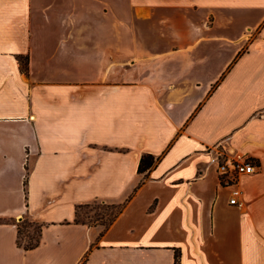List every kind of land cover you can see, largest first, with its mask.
<instances>
[{
	"label": "crops",
	"instance_id": "obj_1",
	"mask_svg": "<svg viewBox=\"0 0 264 264\" xmlns=\"http://www.w3.org/2000/svg\"><path fill=\"white\" fill-rule=\"evenodd\" d=\"M219 151L258 165L241 206ZM88 203L124 207L103 230L75 221ZM89 248L86 264H264V0H0V264Z\"/></svg>",
	"mask_w": 264,
	"mask_h": 264
},
{
	"label": "trees",
	"instance_id": "obj_2",
	"mask_svg": "<svg viewBox=\"0 0 264 264\" xmlns=\"http://www.w3.org/2000/svg\"><path fill=\"white\" fill-rule=\"evenodd\" d=\"M18 59L20 60L21 63L24 60H25V62H27L28 56H19ZM24 69H26V66ZM157 160H158V157H156L155 155H153L151 153L143 154L140 158V161H139L138 172L147 174L152 169V167L155 165ZM95 204L99 205L98 209H103V210H100L98 213L95 214L93 221L86 220L85 218H81L79 216L81 209L92 207V205H95ZM123 207H124V204H114V203L113 204L88 203V204L79 205L77 208L75 221L87 224L88 226L100 224L103 227V230H105L113 223V221L116 219V217L122 211ZM98 209L95 208L94 210L97 212ZM108 209L109 210L111 209V210L109 211ZM15 223H16L17 228H18V236H17L18 246L22 247L25 250L32 249V248L36 247L40 242L42 225L37 223L36 221L32 220V218L28 215H26L20 221H15ZM31 223H33L35 225V229H34L32 234H27V237H28L27 242L22 243L20 240L22 230L25 232V230H27L29 224H31ZM90 250H91V248H89L87 250V252L84 254L80 264H86ZM178 256H179V254L176 252V264H179Z\"/></svg>",
	"mask_w": 264,
	"mask_h": 264
},
{
	"label": "built area",
	"instance_id": "obj_3",
	"mask_svg": "<svg viewBox=\"0 0 264 264\" xmlns=\"http://www.w3.org/2000/svg\"><path fill=\"white\" fill-rule=\"evenodd\" d=\"M218 172L221 182L230 187L229 202L234 205H243L240 178L245 174L254 173L258 165L254 157L247 154H227L218 152Z\"/></svg>",
	"mask_w": 264,
	"mask_h": 264
},
{
	"label": "rangeland",
	"instance_id": "obj_4",
	"mask_svg": "<svg viewBox=\"0 0 264 264\" xmlns=\"http://www.w3.org/2000/svg\"><path fill=\"white\" fill-rule=\"evenodd\" d=\"M23 63H26L25 60L22 61V64ZM101 204V203H99ZM93 208V209H92ZM95 208H99V205H92V207H89V208H83L81 209L80 213H79V216L81 218H85L86 220H91L93 221L94 217H95V214L98 213L100 210H103V209H98L97 212L94 210ZM109 210V209H108ZM111 210V209H110ZM109 210V211H110ZM35 229V225L33 223L29 224L27 230H25V232L22 230V234H21V242L22 243H26L27 242V234H32L33 231Z\"/></svg>",
	"mask_w": 264,
	"mask_h": 264
}]
</instances>
